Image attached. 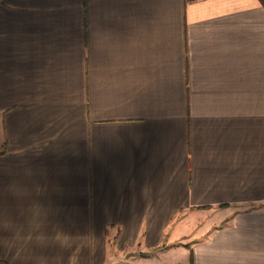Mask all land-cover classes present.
Here are the masks:
<instances>
[{"label":"crops","instance_id":"1","mask_svg":"<svg viewBox=\"0 0 264 264\" xmlns=\"http://www.w3.org/2000/svg\"><path fill=\"white\" fill-rule=\"evenodd\" d=\"M0 264H264V0H0Z\"/></svg>","mask_w":264,"mask_h":264},{"label":"trees","instance_id":"2","mask_svg":"<svg viewBox=\"0 0 264 264\" xmlns=\"http://www.w3.org/2000/svg\"><path fill=\"white\" fill-rule=\"evenodd\" d=\"M220 206H225L224 204H221Z\"/></svg>","mask_w":264,"mask_h":264}]
</instances>
